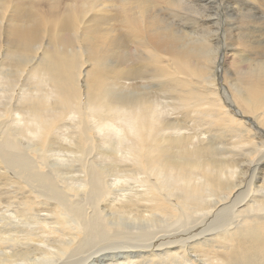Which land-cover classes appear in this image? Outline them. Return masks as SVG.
<instances>
[{
	"label": "bare ground",
	"instance_id": "1",
	"mask_svg": "<svg viewBox=\"0 0 264 264\" xmlns=\"http://www.w3.org/2000/svg\"><path fill=\"white\" fill-rule=\"evenodd\" d=\"M220 1L0 0V167L28 179L48 201L59 200L68 184L73 191L53 211L60 229H68L61 232L67 239L57 236L60 246L51 245L48 252V247H37L39 253L0 250V264H69L81 252L78 244L89 240L143 246L159 224L170 231L154 239L149 252L162 249L168 258L181 242L194 248L218 243L222 252L212 254L211 264H264V0ZM222 5L235 13L219 14ZM163 9L169 10L170 25L161 19ZM182 19L195 20V27L176 26ZM221 34L222 46L214 43ZM219 53L227 58L230 99L217 93ZM144 67H150L153 81L169 79L157 89L170 92L172 105L138 83ZM183 108L192 116L188 111L179 116ZM63 115L77 139L66 131L60 136L66 144H57L50 135ZM189 121L200 133L185 127ZM203 125L217 132L219 141L202 136ZM93 133L100 135L98 141ZM213 142L220 143V151H212ZM52 145L57 146L54 157L60 151L76 153L66 156L69 163L96 149L117 164L105 167L93 156L73 170L56 162L49 166L46 147ZM235 155L245 164L243 173L234 168ZM70 172L77 174L67 176ZM55 176L61 188L52 183ZM51 192L57 196H48ZM140 200L150 201L160 219L128 216V208ZM98 201L112 209L111 217L96 208L83 213L87 202L92 207ZM32 216L33 225L47 220ZM127 251L111 264H134L135 252ZM92 255L86 264H93ZM158 264L196 263L178 252Z\"/></svg>",
	"mask_w": 264,
	"mask_h": 264
},
{
	"label": "rangeland",
	"instance_id": "2",
	"mask_svg": "<svg viewBox=\"0 0 264 264\" xmlns=\"http://www.w3.org/2000/svg\"><path fill=\"white\" fill-rule=\"evenodd\" d=\"M219 1L220 0H217V2H219ZM222 8H223V10H221V9L218 10V13L219 14H220V11L221 12L222 11L228 12V14L235 13L234 10H231V9L230 10L229 9L227 10V8H224L223 5H222ZM211 11L214 12L213 9H211ZM254 11L257 12L256 10H253V12ZM159 13H161L160 15L163 16L162 18L161 17H159V18L164 19V21L166 20L165 23H168L170 25V22L167 19V15L169 14V10L163 9ZM257 16H258V13L255 14V17H257ZM175 17L176 18L177 17L179 18L180 16L175 14ZM193 22H195V20L192 21V19H189V20H186L185 21L184 19H182L181 21L177 22L178 24L176 22H175V24H176V26L178 25V27H180V26L183 25L185 28L188 27L189 29H191V28L195 27V24H194V26L191 25V24H193ZM204 25L205 26H209L210 24L209 25L208 24H204ZM219 33L220 32L218 31L217 34H219ZM224 36H225L224 34H221L220 36H217V38L214 40V43L222 46L224 44V42H225ZM126 38H128V37H126V36L123 37V39H126ZM43 41L46 42V39L44 38ZM1 55H2V53L0 54V58H1ZM134 55L135 54L132 53L131 54V57H134ZM226 61H227V58L224 57V60H223L222 54L219 53L217 55L216 62H215V67L217 68L218 73H217V75H215V78H216L215 84H216L217 93H218L219 97L220 98H223L222 93H225V97L230 99L231 98V93L228 91L229 90V83H228V81H227L226 78H229L230 80H231V78H230V76L227 77V73H226L227 62ZM149 70H150V67H148V68H145L144 67V70L141 73L143 75V77L141 79L137 78L136 80L138 81V83L141 86L146 83L145 84V87L143 88L144 90L147 91L148 89H153L156 93H158L159 95H161V97L159 99L161 100V102L164 105H166V104L167 105H172L173 102H172V99L170 98V92L160 91V90L157 89V87H160L161 85L168 83L169 82V79H160V80L153 81L154 79L150 78L149 75H148V74H150ZM218 80L220 81V85H218ZM154 82H155V84H154ZM166 108L168 109L169 107H166ZM185 111H188V115L190 114L192 116L191 109H188V108L180 109L179 116H182V114ZM63 116H62L63 117L62 120L59 122L57 128L55 129L56 132H54L53 134L50 135V138L52 139V142L57 143V144H63V143L66 144L65 142H67V141L65 139H63V137L65 135L67 136L66 131L68 132L69 135H73L76 138L73 129H71L70 128V125H69V124H72L70 118H66L67 117L66 115H63ZM63 120H65V121L62 122ZM67 120H69V122ZM191 124L192 123L190 121L188 123L185 122V127L188 128V129L191 128V131H197L198 130L199 133H200V127H198V128H195L193 126L191 127L190 126ZM63 125H64V128H63ZM67 126H68V130H70L71 132L68 131L67 129H65V128H67ZM201 127H202V133L204 134L202 136H204V137L205 136H209L212 140L219 141V138L218 137H215V136H218V133L217 132L214 133L211 130V128H209V127L207 128L206 125H203ZM205 130L207 132H205ZM58 132H59V134L57 135ZM163 133L166 134L165 131ZM212 134H215V135H212ZM58 136L59 137L60 136H63V137H60V139H59ZM92 136L97 141L100 139V135H98L96 133H93ZM213 143H214V146L215 147H214V149H212V151H215V152L220 151L219 150L220 143H218V142H213ZM53 146L54 145L51 146L52 148L49 147V146L46 147L47 148V155L49 156L48 157L49 163H50L49 166L50 165L52 166L56 162V163L59 164L58 167L61 168V169H63V170H66V169L73 170L74 168H78V167H80L82 165H85V164H81V163H85L86 161L88 162V157L89 158H93V156L95 157L94 159L98 161V164L99 165H102V166H105V167H109V165L110 166H114V164L115 165L117 164V163H113L112 161L109 163L110 160L102 158L101 155H97L96 152H95L96 149L88 151V153H89L88 154V157L84 158L80 162H76L75 163V162L72 161L71 163H69L68 161H66V156L75 157L76 153L75 152L74 153H68V152H65V151H60L62 153L61 154L59 153L60 154L59 157H54L52 154L56 150L55 147H57V146H54V147ZM105 147L106 146L103 147V150L105 149V151L106 150L107 151L114 150V148L112 149V147L110 145H109L108 148H105ZM95 154H96V156H95ZM235 158H237V161H236V163H233V164H235V165L237 164V165L236 166L234 165V168H236V169L239 168V171L242 172V173L244 171H246L245 164H244V162L241 163L240 157L237 156V155H235ZM123 163L124 162H119L118 165L119 166H123L125 164V163L124 164ZM42 165L43 166H47L48 164L45 165L43 163ZM126 167H131V166L130 165H127ZM1 168L2 167H0V215H1L0 216V227L3 226L4 229L2 227H1L2 229H0V230H3L2 233L0 232V239L3 238L4 240L5 239L6 240L5 241H0V248H1L0 250H3L4 249V251H6V252H11L12 250H14L13 249L14 247H18L17 249H20V247H21V248L28 249V251H32L35 248V250H33V253H39L42 249H39L38 250L37 247H48V250H47V252H48V251H51L49 249L50 248L49 246L52 245L53 246L52 248H54V246H56L57 244H58V246H60V243L58 242L57 236H60V238L62 239V241L63 240H66L67 238H64L63 235L61 234V232L65 233L66 230L68 231V229H66V230L63 229L62 230V229H60L59 225L56 223V217L53 214V211L55 210V205L54 204L55 203L57 204V202H59L61 204L66 203V195H67L66 192L73 193V191H70L68 189V187L71 186V185L68 184L67 190H64L63 192H59V196H57V194H55V192L54 193L51 192V194H48V196H50L51 198L53 196H57V198H59V200H55V198H54V200L51 199V201H48L43 196V192L38 187H36L34 184L30 183V181L28 179H27L28 180L27 181V180H25L23 178H19L18 175H16V173L14 171H12L11 169L5 170V168H2L3 169L2 170ZM5 172H7V173H5ZM246 173H247L246 174V181H247L249 179L250 173H248V172H246ZM76 174H77L76 172H70V173L67 174V176H69V175L75 176ZM7 175H9V176H7ZM240 175H238V177H240ZM57 178L58 177H56V176L54 178L51 177V181L55 185L58 184V187L61 188L60 186H63V184H62V182L60 180H57ZM22 180H23V182H22ZM64 181H66V179ZM67 182L68 183H71L70 180H67ZM130 184H132V183L129 182V183L125 184V185H130ZM29 186L33 189V191L31 190V188ZM74 186H75V184H74ZM46 190H48V189H46ZM37 192H38V194H37ZM81 196H82V198H84V196H83L82 193H81ZM42 198H44L45 200H41ZM37 200H40L41 202L38 203ZM22 203H24V205L26 204V206H24ZM29 203L33 204L32 205V207H33L32 209L33 210L32 209H29L30 208L29 207ZM36 203H37V205H36ZM86 204H88V205H85L84 206L83 213L86 212V213H89L90 214L91 211L94 208H96V209L100 210V212L103 215H106L108 217H111L112 216V212H113L112 209L110 207H108L104 202H99L98 201L96 203V205H93L92 207H90L91 205H89L88 202ZM37 206H38V208H37ZM47 206H49V207H47ZM34 207L37 210H35ZM148 207H150V208H148ZM16 208H18L17 209V212H16ZM23 208H25L27 212ZM41 208H42V210H41ZM128 209L130 211L129 212L130 214H127L128 216H130V215H139L141 217H146L147 216V217H152V218L160 219V216L159 215H157L156 213H153V210H152V207H151V202L150 201H147V200H140L138 202H135ZM6 210H7L8 214L5 213ZM46 210H49V211H46ZM24 211L27 214L25 216L22 215L23 213H21V212H24ZM45 212H47V213H45ZM13 213H14V215L17 216L16 219H15V217L13 218ZM19 213H21V214H19ZM36 213H38L40 216H45L47 218V220L45 219V221H43L45 224L42 221L40 223H38L37 225H33V224L30 223L31 217H33L32 215L33 214H36ZM48 213H50V214H48ZM6 215L9 217V219L6 217ZM21 215L25 218V219H23V217H22V219L25 222L27 221V224H23L24 221H22ZM28 216H29V218H28ZM17 218H18L19 222H20V220L22 221V224L21 225H20L21 222L20 223L17 222L18 221ZM4 219H5V221H4ZM13 219L15 220V222H13L14 221ZM27 219H29V220H27ZM8 221H10V224L6 225L5 223L8 222ZM28 222H29V224H28ZM71 223L72 222H67L68 226ZM19 230H21V231L19 232ZM156 230H158V231L157 232H154V234H153L154 235V238L153 239H150L149 241H146L145 243H143V242L140 243V245H143V246H133L135 244L133 242H131V241H123L122 240V242H121V241H116V240H113V239H107V240H104V241H102L100 243H96L97 240H89L88 243L78 244V246L80 247V251L81 252L79 254L71 257L69 264H86L87 257L90 254H92V253H93V255H92L91 258H92L93 264H100V262L98 261L99 259L106 260V262L104 264H111L114 259L115 260L116 259H119L118 258L119 255H120V258H121V256H123L125 253H128L127 250H129V249H131V250H133L135 252V253H131V254H135L134 257H131L133 259V261H134V264H158V263H160L163 260L171 259V257L173 255L176 256V254L178 252H179V255L180 256L185 255V256L189 257L190 259L192 258V260L196 264H208L209 262H210L209 264H211V263L215 262L214 256L215 257H218L216 255V253L217 252H222V248H220V245H218V243H214L213 244L214 246L211 244V246H209V247H203V246H201L200 248H194V246L193 247L192 246L191 247H189V246L188 247H185L183 245V243L181 242V243H179L177 245V247L174 246L172 248V250L169 252V254H171V255L168 258H166L165 257V254H164V252H163L162 249L159 250V253L158 254L155 253L154 251L153 252L147 251L149 245L151 244V242L154 239H156L157 237L161 236V235H167L168 234V231H170V228L164 227L163 224H159L158 228H156L154 231H156ZM10 232H13V233H10ZM14 232H15V234H14ZM26 233H30V234H32V236H29L28 238H26L25 239V242H20V240L23 239V235H25ZM9 234L12 235V237L11 236L9 237ZM108 236L110 237V236H113V235H108ZM79 237H80V240H85V239L82 238L83 237L82 233H79ZM31 238L33 239V241L29 240ZM168 240L169 239L166 238L164 240H159V241L160 242H164V241H168ZM118 242H119V244H118ZM155 244L158 245L157 240H156ZM121 246H123V247H121ZM216 248H218L221 251H219ZM140 249H141V251H140ZM207 251H208V253H206ZM175 252H177V253H175ZM199 255H201L200 257H203V255L205 257L199 258ZM206 255H208V258L209 259L206 257ZM36 256L37 255H34V257H36ZM193 258H195V259H193ZM197 258H199L200 260L199 259L197 260ZM18 263L20 264V262H18Z\"/></svg>",
	"mask_w": 264,
	"mask_h": 264
}]
</instances>
